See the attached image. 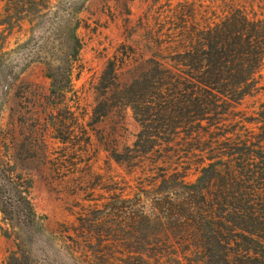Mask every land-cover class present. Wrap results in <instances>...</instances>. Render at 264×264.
<instances>
[{"label":"rangeland","instance_id":"rangeland-1","mask_svg":"<svg viewBox=\"0 0 264 264\" xmlns=\"http://www.w3.org/2000/svg\"><path fill=\"white\" fill-rule=\"evenodd\" d=\"M70 1L79 8L77 15L57 10L56 18L44 12L35 18L23 12V0H0V130L8 127L11 110L37 112L42 123L45 118L48 121L49 110L43 111L45 103L40 98L50 88L44 69L67 68L76 21V34L82 42L81 68L73 70L74 94L69 95L72 100L68 106L86 127L92 121L94 88L107 61L122 45L152 56L157 38L165 43L167 36L179 31L180 4L190 2L199 17L218 16L231 8L259 16L264 12L262 0H61V6ZM261 76L257 77L260 89L255 97H247L237 112L252 116L260 110L264 104V66ZM154 113L157 118L152 125L164 126V138L168 135L163 125L166 113L162 108ZM120 116H124L122 121ZM116 122H122L121 127L114 129ZM86 129L90 141L80 144L82 162L69 169L72 173L62 176L65 169L57 173L49 163L32 160L15 167V172L29 181V198L38 219L26 228L0 212V264H264V238L249 234L226 251L221 240H210L212 224L204 232L187 233L154 211L155 197L182 184V179L164 180L165 174L178 169L195 185L200 157L187 160L159 142L148 158H137L132 167L117 163L104 150L101 138L115 140L121 153L124 145L132 147L141 124L131 109L120 114L114 110L106 120ZM23 130L30 134L33 127L25 124ZM245 132H241L243 138ZM50 137L48 133L50 160H60L53 152L63 145ZM140 207L147 217L156 215L149 220H126L128 212L139 214Z\"/></svg>","mask_w":264,"mask_h":264},{"label":"trees","instance_id":"trees-1","mask_svg":"<svg viewBox=\"0 0 264 264\" xmlns=\"http://www.w3.org/2000/svg\"><path fill=\"white\" fill-rule=\"evenodd\" d=\"M23 1V12L35 18L43 12L56 18L57 10L71 15L80 11L71 1L63 4L65 7L61 0ZM30 5L35 8H27ZM179 6V13H183L178 18L179 31L167 36L165 43L157 38L158 47L152 56L122 45L107 61L94 88L92 121L86 127L103 122L114 110L120 114L131 109L141 124L132 147L124 145L121 153L115 140L101 138L104 150L117 163L132 167L137 158H148L159 142L187 160L200 157L197 184L187 182V174L178 169L167 172L164 180L182 179V184L155 197L153 209L174 228L187 233L204 232L212 224L210 240H221L220 245L230 251L249 234L264 238V104L252 116L236 111L260 89L257 77H262L264 66V12L259 16L231 8L218 16L199 17L190 2ZM78 27L76 21L67 68L44 69L50 88L40 98L45 103L43 111L49 110L48 121L45 118L42 123L37 112L11 110L8 127L0 130V212L5 219L26 228L32 227L38 216L29 198V181L16 173L15 167L29 160L45 162L57 173L65 169L62 176H66L72 173L70 168L82 162L79 154L84 150L80 144L90 141L88 130L68 106L72 100L69 95L74 94L73 70L81 68ZM159 108L166 113L167 123L163 125L168 135L164 138V126L152 125ZM169 111L171 117H167ZM122 119L124 116H120ZM120 123L113 128L121 127ZM25 124L33 127L30 134L23 130ZM48 133L63 145L53 152L60 160H50ZM139 211L128 212L126 220L137 222L156 215L147 217L143 207Z\"/></svg>","mask_w":264,"mask_h":264}]
</instances>
